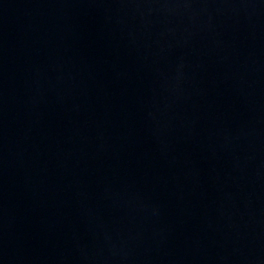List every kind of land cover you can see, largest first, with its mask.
Masks as SVG:
<instances>
[{
  "label": "water",
  "instance_id": "95a60500",
  "mask_svg": "<svg viewBox=\"0 0 264 264\" xmlns=\"http://www.w3.org/2000/svg\"><path fill=\"white\" fill-rule=\"evenodd\" d=\"M0 264H264V0H0Z\"/></svg>",
  "mask_w": 264,
  "mask_h": 264
}]
</instances>
